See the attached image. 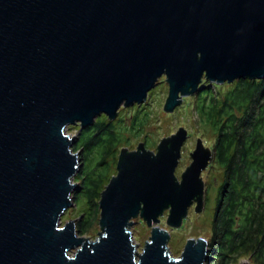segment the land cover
Masks as SVG:
<instances>
[{
	"label": "water",
	"instance_id": "obj_1",
	"mask_svg": "<svg viewBox=\"0 0 264 264\" xmlns=\"http://www.w3.org/2000/svg\"><path fill=\"white\" fill-rule=\"evenodd\" d=\"M162 75L165 112L202 78L263 79L264 0H0V264H204L206 238L172 257L158 225L165 210L178 228L193 202L203 206L212 150L198 138L178 180L183 127L155 152L120 149L95 239L77 235L74 220L59 225L80 164L66 127L114 119ZM137 216L151 227L140 252L129 231Z\"/></svg>",
	"mask_w": 264,
	"mask_h": 264
},
{
	"label": "trees",
	"instance_id": "obj_2",
	"mask_svg": "<svg viewBox=\"0 0 264 264\" xmlns=\"http://www.w3.org/2000/svg\"><path fill=\"white\" fill-rule=\"evenodd\" d=\"M195 97L196 112L215 132L212 153L222 169L205 264H233L241 257L264 264V79L235 80L224 93L203 84ZM138 111L127 128L103 115L80 130L92 129L82 144L77 139L71 148L81 152L77 197L87 199L89 210L88 218L77 221L81 233L96 221L100 193L116 173L110 163L125 140L123 129L136 134L143 127L145 117L135 121Z\"/></svg>",
	"mask_w": 264,
	"mask_h": 264
},
{
	"label": "rangeland",
	"instance_id": "obj_3",
	"mask_svg": "<svg viewBox=\"0 0 264 264\" xmlns=\"http://www.w3.org/2000/svg\"><path fill=\"white\" fill-rule=\"evenodd\" d=\"M203 80L207 82L202 83ZM156 81V84L152 89L148 91L147 97L143 102L139 104L134 103L132 106L121 105L117 111L116 117L111 120L116 125H120L123 123V125L127 128V126L130 125L131 119L133 118V114L136 112L137 109H139V111L137 112V119L135 121L137 122L140 118L145 117L143 127L138 133L132 134L126 129H123V136L125 137V140L121 143V146L118 147V152L115 154L116 158L113 159L115 164H110L113 165L112 169L115 168L116 172V161L121 148L126 147L129 150H133L137 147L139 143H143L144 145H149V147H146L145 145L147 149L155 152L156 146L162 138L170 136L171 134L175 133L180 127H183L187 131V138L185 139L181 147V157L179 158L177 167L175 169V175L177 179L180 180L181 173L191 163L190 154L195 148L197 139L200 138L204 146L212 150V146L215 140V132L209 125L203 122V120L196 112V92L191 95L184 96L181 101V104L175 107L172 112H165L163 106L167 98L168 83L166 82L164 75L160 76ZM202 81V84L200 83L199 88L203 84H206L207 86L211 85L213 92L216 93H224L231 86V84L234 83L233 81L232 83L225 82L223 84H216L211 83L204 78H202ZM103 115L105 114L99 115L95 118L94 121H99L103 118ZM105 116L107 117V115ZM119 119H122L120 120V123ZM80 130L81 127L79 123L76 125L71 124L66 127L65 132L68 133L70 136L74 137L71 148L75 146L77 139L78 143L82 144L83 141H85V139L87 138V136L91 133L92 129H83L81 133ZM73 152L78 153L79 156L80 164L76 171L77 173L81 167L82 156L80 150H76ZM91 161L94 162L95 159L93 158ZM221 172L222 169H220V167L215 163L214 156L212 153L211 160L200 175L204 183V202L201 210L195 211V203L193 202V205L188 207L187 215L185 218H183L182 224L178 228H170L166 224V217L168 214L167 210H165L163 215L160 216V222L158 223V225L167 229L170 233L169 239L167 241V247L172 257H178L181 254L183 246L185 245L188 238L203 237L206 238L207 241H209V237L211 235V222L214 211L213 209L216 204L217 187L221 180ZM75 180L76 178L74 175L72 178V182L75 183L77 186L71 192L72 204L61 214L59 219V225L62 226L67 221L74 220L76 234L81 237L88 238L89 240H93L98 236V233L101 231L98 223L99 213L97 214V219L91 226V228L81 233L78 227H76L77 221L81 217L84 218V220L88 218L89 210L87 209V199L84 197L78 199L77 197L78 183H76ZM104 181L105 179L103 178L101 182ZM129 231L132 234L134 243L137 244V251H142L145 242L149 240L151 227L147 226L145 221L137 216L133 218V223L130 226ZM75 250L76 248L70 250L69 255H73ZM209 251L210 245L208 244V252ZM244 261L250 263L248 258L241 257L233 264H241ZM206 262L207 257L205 259L204 264Z\"/></svg>",
	"mask_w": 264,
	"mask_h": 264
},
{
	"label": "flooded vegetation",
	"instance_id": "obj_4",
	"mask_svg": "<svg viewBox=\"0 0 264 264\" xmlns=\"http://www.w3.org/2000/svg\"><path fill=\"white\" fill-rule=\"evenodd\" d=\"M195 203V202H194ZM193 204H191V206H192ZM210 241H211V235H210V237H209V241H208V243H209V245H210Z\"/></svg>",
	"mask_w": 264,
	"mask_h": 264
},
{
	"label": "bare ground",
	"instance_id": "obj_5",
	"mask_svg": "<svg viewBox=\"0 0 264 264\" xmlns=\"http://www.w3.org/2000/svg\"><path fill=\"white\" fill-rule=\"evenodd\" d=\"M209 244V243H208Z\"/></svg>",
	"mask_w": 264,
	"mask_h": 264
}]
</instances>
